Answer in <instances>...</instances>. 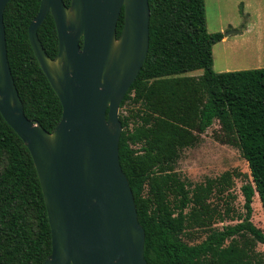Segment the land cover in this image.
Listing matches in <instances>:
<instances>
[{"label": "trees", "instance_id": "obj_1", "mask_svg": "<svg viewBox=\"0 0 264 264\" xmlns=\"http://www.w3.org/2000/svg\"><path fill=\"white\" fill-rule=\"evenodd\" d=\"M66 6L72 0H63ZM42 0H11L6 7L8 59L30 120L53 132L63 107L41 69L29 26ZM150 48L136 82L122 102L119 158L146 233L149 264H264V232L252 220L257 196L264 211V69L215 72L205 0H149ZM124 27V12L118 37ZM55 59L59 39L48 15L38 31ZM204 70V75L187 74ZM218 123L216 140L237 149L252 183L242 190L246 216L234 226L212 229L231 214L233 174L194 185L178 171L185 150ZM213 197L219 201L212 202ZM225 213L220 211L221 205ZM194 229H205V238ZM198 234V235H197ZM52 233L40 179L24 142L0 113V264H44Z\"/></svg>", "mask_w": 264, "mask_h": 264}, {"label": "water", "instance_id": "obj_2", "mask_svg": "<svg viewBox=\"0 0 264 264\" xmlns=\"http://www.w3.org/2000/svg\"><path fill=\"white\" fill-rule=\"evenodd\" d=\"M0 0V113L28 148L42 186L52 233L44 264H149L146 233L119 158L121 105L150 48L149 0H42L29 26L35 57L57 94L62 119L53 132L30 120L7 51ZM124 12V27L118 23ZM54 18L52 59L38 31Z\"/></svg>", "mask_w": 264, "mask_h": 264}, {"label": "rangeland", "instance_id": "obj_3", "mask_svg": "<svg viewBox=\"0 0 264 264\" xmlns=\"http://www.w3.org/2000/svg\"><path fill=\"white\" fill-rule=\"evenodd\" d=\"M207 27L210 34L222 32L224 41L213 47L214 70L217 73L240 72L264 69V0H205ZM191 77L204 75V70L187 74ZM220 129L216 122L201 137V143L182 154L177 171L192 184H202L208 179H219L227 172L233 174L231 190L233 200L231 214L212 229L234 226L246 216L245 197L242 188L253 179L246 160L241 153L216 140ZM212 202L219 201L213 197ZM221 205V203H220ZM253 224L264 232V211L259 198L253 201ZM221 205L220 211L225 213ZM202 235L195 242L205 238V229L191 230ZM197 234V235H198ZM258 252L264 253V245H258Z\"/></svg>", "mask_w": 264, "mask_h": 264}, {"label": "crops", "instance_id": "obj_4", "mask_svg": "<svg viewBox=\"0 0 264 264\" xmlns=\"http://www.w3.org/2000/svg\"><path fill=\"white\" fill-rule=\"evenodd\" d=\"M226 38L223 39V41L225 40Z\"/></svg>", "mask_w": 264, "mask_h": 264}]
</instances>
